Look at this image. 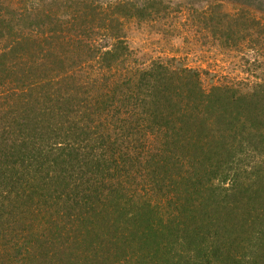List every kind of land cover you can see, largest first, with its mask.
I'll return each instance as SVG.
<instances>
[{
	"label": "trees",
	"instance_id": "trees-1",
	"mask_svg": "<svg viewBox=\"0 0 264 264\" xmlns=\"http://www.w3.org/2000/svg\"><path fill=\"white\" fill-rule=\"evenodd\" d=\"M92 3L80 2L75 22L47 25L41 4L0 1V40L8 41L0 53V229L11 241L0 245V264H158L160 254L183 264V254L162 250L173 236L194 247L185 264H264V228L250 233L257 246L243 232L246 220L264 216L245 209L241 225L235 209H220L227 198L214 187L216 175L241 169V191L263 181L250 200H264V168L248 170L264 152V84L250 94L207 93L175 73L174 86L159 66L103 83L95 75L114 69L127 48L115 31L147 5L116 3L100 15ZM87 65L84 78L78 70ZM117 87L129 97L124 119L105 117ZM124 128L140 139L126 145ZM15 201L28 209L20 229L3 210Z\"/></svg>",
	"mask_w": 264,
	"mask_h": 264
},
{
	"label": "rangeland",
	"instance_id": "rangeland-1",
	"mask_svg": "<svg viewBox=\"0 0 264 264\" xmlns=\"http://www.w3.org/2000/svg\"><path fill=\"white\" fill-rule=\"evenodd\" d=\"M82 1L84 0H32L35 8L38 4H41L40 8L43 9L42 12L45 14L47 25L55 23H61L62 25L69 21L75 22L74 17L77 16V10ZM87 1L93 2L92 6L97 8L95 12L100 13V15H110L116 3L128 2L138 4L141 7L147 5V14L124 19L122 29L115 31L117 35H121L124 39L127 48L114 69L106 71L105 76L102 74L100 76L98 74L95 75L97 80L103 83L107 80L111 81L112 78L120 79L121 77L123 79L129 73L131 74V71L141 72L159 66V75L167 74L172 83H175L174 86L178 83L177 78L171 76L173 73L179 78L186 79L182 83L192 82L188 77L191 78L207 93L220 88L217 92L221 95L233 94L235 91L240 95L250 94L255 91L257 86L264 84V0H249L252 6H247L243 0L242 3L239 2L240 0H228L226 2L219 0ZM47 11L51 15L50 20H47ZM92 11L90 10L89 13ZM68 27H73V25L69 24ZM25 31L31 37L33 35L30 39L38 40L37 35L34 32H30L31 29H26ZM6 39L0 40V53H3L6 48L5 44H8ZM98 39L103 46L113 42V38H109L108 42L104 36H98ZM90 69L89 65H87L86 68L79 69L78 74L82 73L85 78L87 73H90L87 72ZM92 80L94 79L92 78ZM173 84L168 81L165 83L167 87ZM88 87L90 89V86ZM91 88L93 89V87ZM169 90L168 94L174 91L173 88ZM4 91L0 84L1 103L5 98ZM114 98L111 109L106 111L109 114L105 115V117L123 116V119L125 116L128 117L129 97H127L121 87H117ZM124 110H127V112L123 115ZM129 121L130 118L121 121L112 131H121L123 124L128 126L130 124ZM124 131H127V139H130L127 140L128 143L126 145L135 143L137 139H140L139 135L134 134L135 130L124 128ZM112 135L114 137L117 136L113 133ZM145 137L147 135L143 136V138ZM250 165L248 170L251 173L257 168H264V152L260 156L256 154V158L252 160ZM224 168L226 167L224 166ZM232 172L234 173L229 174L231 172L228 170L227 174H218L214 179L215 191L220 195V199L222 197L227 198L226 204L220 206V209H235L233 214L235 216L239 215L236 222L238 221L241 225H243V222L239 220V217L240 214L244 213L245 209L252 211L255 216L258 213V215L264 216V200L257 199L256 195L250 200V196H253V191L255 192L257 187L255 184L263 181L251 179V184H254L253 190L243 193L241 191L243 186L239 187V184L246 182L245 177H242L246 175L244 170L242 172L241 169L234 168ZM13 203H16V201ZM209 205L208 203L207 206ZM211 208L218 209L217 203H211ZM3 210L13 212V216L10 215L8 217L11 220L9 227L11 225V229L14 227L20 229L21 216L28 209L22 204L19 206L16 203V209L11 207ZM161 210L162 214L167 211V209ZM1 211L2 209H0ZM263 221L264 219L262 218L257 222L246 220L245 226L243 225V232L245 230L248 239H242L248 243L254 242L256 246L260 244L261 239L259 236L250 235L255 233L256 230L264 228ZM4 227H6L5 224L0 229V245L3 242H11L9 237L4 238L1 235ZM187 231L192 233L194 229ZM165 239L167 240L166 245L162 248L165 254H167V251L171 254L180 253L183 254L181 257L183 264L190 261L194 247L192 249L190 246L183 244V242H174V236L162 240ZM194 246L198 250L204 248L203 251H206L205 244H195ZM240 252L242 253H239V255L244 254L243 248H241ZM199 258H204V255H199ZM172 259L176 260L177 258L173 255ZM158 260V264H169V261H171L163 254H160Z\"/></svg>",
	"mask_w": 264,
	"mask_h": 264
}]
</instances>
